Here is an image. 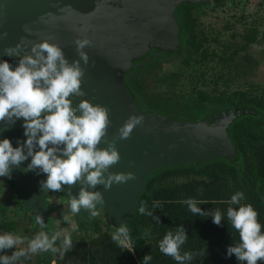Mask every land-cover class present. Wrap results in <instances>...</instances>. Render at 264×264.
<instances>
[{"label":"water","instance_id":"obj_1","mask_svg":"<svg viewBox=\"0 0 264 264\" xmlns=\"http://www.w3.org/2000/svg\"><path fill=\"white\" fill-rule=\"evenodd\" d=\"M206 1L0 0V33L8 34L0 40V61H7L13 70L20 57H9L4 50L15 47L22 38L34 43L47 39L63 50L69 63L80 60L76 39L92 41V46L84 49L89 55V63L85 65L80 60L85 71L81 90L86 95H73L70 99L74 108L82 100H88L94 106L110 110L111 123L99 148L108 147L107 142L117 137L119 128L130 116L144 117L143 125L133 130L130 139L117 141L121 159L109 169L112 173H134L137 179L126 184H114L110 190H105L103 185L94 189L103 194V210L110 221L124 223L131 218L146 177L154 171L188 163L204 164L220 158L228 160L235 154L227 129L247 113L246 109H219L198 120L142 111L123 82L124 74L132 69L134 62L151 50L176 53L179 50V27L173 16L175 9L182 4L196 5ZM50 13L54 17H49ZM25 26L31 28L32 35L24 31ZM85 27L87 31H81ZM26 54H31V44L20 56ZM24 122L23 118L12 125L0 122V141L9 139L13 147L20 146L18 141L26 142ZM30 162L31 158L18 168L13 167L10 179L20 189L18 199L23 205L30 208L35 217L46 219V199L51 192L42 191L40 182L46 181L47 175L40 169L26 171ZM80 187L79 182L74 186L64 185L61 191L54 193L68 201L69 193L78 197ZM80 214L88 215L90 212L81 209Z\"/></svg>","mask_w":264,"mask_h":264},{"label":"clouds","instance_id":"obj_2","mask_svg":"<svg viewBox=\"0 0 264 264\" xmlns=\"http://www.w3.org/2000/svg\"><path fill=\"white\" fill-rule=\"evenodd\" d=\"M48 15L54 17L51 13ZM41 21L45 22L44 17H41ZM24 31L33 34L29 26H25ZM81 31L86 32L87 28ZM7 35L0 33V40ZM29 44L31 54L20 56ZM75 45L80 60L87 65L89 55L84 49L91 47L92 41L88 38L76 39ZM4 52L9 57L17 56L20 59L14 70L7 61H0V122L12 125L23 118L27 140L18 141L19 147H13L9 139L0 141V177L10 179L12 168H18L31 158L26 171L40 169L47 175V180L40 182L42 191H61L64 185L74 186L79 182L81 187L78 197L69 193V213L79 214L84 209L90 212V217H97V205L105 202L103 194L94 190L97 186L103 185L105 190H110L114 184H126L137 179L134 173H112L109 169L121 159L117 141L130 139L133 130L143 125L144 117L130 116L119 128L117 137L107 142V148L101 149L98 145L104 142L111 123L110 110L100 105L94 106L88 100H82L74 108L70 99L73 95H86L81 90L85 71L80 60L69 63L63 50L47 39L42 43H34L22 38L19 44ZM244 199V193L238 191L230 200L222 202L229 205L226 211L228 225L238 233V240L233 239L227 254L229 257L235 255L240 264H258L264 261V226L259 223L258 212L252 204L241 203ZM180 203L186 204L194 215L206 214L198 207L202 201L189 198ZM154 206H159L158 202H154ZM138 212L152 215L145 205H141ZM207 214L216 225H221L224 214L219 208ZM63 220L75 227L69 214H64ZM35 222L41 230L31 239L11 232L0 235V253H6L27 241L26 248L13 251L11 255H0V264H17L21 258L42 252L63 255L72 249L69 232L54 231L49 235L43 230L46 226L42 217L37 216ZM111 238L118 247L127 248L130 239L128 227L122 225L116 228ZM187 239L183 225L175 230L170 229L159 241V251L173 258L177 264H186L194 258L191 252H181ZM58 240H61L60 247L56 246ZM150 260L151 256L146 255L142 264H148Z\"/></svg>","mask_w":264,"mask_h":264},{"label":"trees","instance_id":"obj_3","mask_svg":"<svg viewBox=\"0 0 264 264\" xmlns=\"http://www.w3.org/2000/svg\"><path fill=\"white\" fill-rule=\"evenodd\" d=\"M237 1L242 2V0ZM262 2L264 3V0ZM182 7L191 8L186 4ZM184 15L183 21L178 22L180 48L174 54L182 51L183 35L186 36L184 42L188 43V54L196 52L199 48V45L196 46L192 32V20L186 13ZM243 39L241 47L254 40L253 35H244ZM202 52L200 54L205 57V51ZM164 54L171 55L167 52ZM184 62L187 63L186 60ZM125 86L139 109L146 111L140 108L131 93V88L127 84ZM228 107L247 110V113L242 114L227 129L229 138L235 146L233 157L228 160L220 158L204 164L188 163L154 171L146 177L131 218L124 223L110 221V231H102L96 223H93L96 236L87 244L83 243L76 254L71 250L65 252V264H142L146 255L151 256L148 264H177L173 258L159 251L158 243L167 231L175 230L181 225L188 236L181 252H191L194 257L186 264H240L235 255L229 257L227 254L233 239L238 240V233L228 225L226 211L229 205L222 202L230 200L238 191L243 192L245 199L241 203L252 204L258 212L259 223L264 226V97L239 92L235 101L219 109ZM210 112L202 114L195 120ZM178 178L185 180L177 183L175 180ZM11 184L13 185L12 182ZM19 192L15 196L16 202L22 205L23 214H30L32 224L36 225L33 211L18 199ZM58 195L66 201L62 195ZM48 198L46 199L48 216L43 219L46 226L43 230L51 235L54 231L53 219L50 217L53 208L48 203ZM189 198L202 201L203 203L198 204V207H201L206 214L194 215L186 204L180 203ZM154 202H158L159 206H154ZM141 205H145L152 215H141L138 212ZM99 206L103 207V205ZM233 207L238 208V206ZM216 208L224 214L221 225H216L207 214ZM79 215L86 219L90 218V214L79 213ZM105 216L107 217L106 214ZM122 225H126L129 229L132 252L118 247L111 238L112 232ZM145 232L148 234L145 235ZM13 251L11 249L0 255H11ZM55 258L52 252H42L38 253L37 261L41 264H50L56 260ZM258 264H264V261Z\"/></svg>","mask_w":264,"mask_h":264},{"label":"rangeland","instance_id":"obj_4","mask_svg":"<svg viewBox=\"0 0 264 264\" xmlns=\"http://www.w3.org/2000/svg\"><path fill=\"white\" fill-rule=\"evenodd\" d=\"M192 20V32L198 50L188 54L184 42L179 54L166 55L151 51L133 65L124 82L131 88L140 108L176 118L195 120L204 113L226 107L237 99L239 92L264 97V3L262 0H225L220 6L198 5L176 10V19L183 21L184 14ZM244 35L254 40L245 47ZM205 51V57L200 52ZM202 52V53H203ZM187 61V63L184 62ZM125 84V85H126ZM178 178L175 182H183ZM19 189L8 177H0V235L15 233L31 239L40 231L33 225L30 214H23L22 205L15 200ZM48 203L53 208V230L69 232L73 254L81 245L96 236L93 223L102 231H110V220L102 206L97 207V217L83 218L70 214L68 204L58 194L51 192ZM69 214L75 227L63 220ZM11 231H10V230ZM53 231V232H54ZM53 234V233H52ZM62 239V237H61ZM61 240L56 246L60 247ZM27 241L13 250L26 248ZM9 251V250H8ZM50 264H65L64 254H53ZM37 254L21 258L17 264H41Z\"/></svg>","mask_w":264,"mask_h":264},{"label":"flooded vegetation","instance_id":"obj_5","mask_svg":"<svg viewBox=\"0 0 264 264\" xmlns=\"http://www.w3.org/2000/svg\"><path fill=\"white\" fill-rule=\"evenodd\" d=\"M224 1H225V0H219V1H215V0H207L205 3H202V4H196V5H190V6H191V8H194V7L198 6V5L207 6V5L209 4V2H211L212 7H216V6H220ZM183 5H185V4H182V5L178 6V7L175 9L174 14H173V16H174V18H175L177 24H178V20L176 19V10H177L178 8L182 7ZM178 27H179V25H178ZM179 48H180V39H179ZM151 51H154V50H151ZM151 51H150V52H151ZM157 52H160V51H157ZM162 53H164V52H162ZM171 54H172V53H171ZM143 58H144V57H143ZM141 59H142V58H141ZM138 60H140V59H138ZM138 60H136V61L138 62ZM136 61L134 62V64L136 63ZM134 64H133V65H134ZM132 68H133V66H132ZM128 72H129V71H128ZM128 72H126V73H128ZM126 73H125V74H126ZM125 74H124V75H125ZM124 77H125V76H123V82H124ZM124 84H125V82H124Z\"/></svg>","mask_w":264,"mask_h":264},{"label":"built area","instance_id":"obj_6","mask_svg":"<svg viewBox=\"0 0 264 264\" xmlns=\"http://www.w3.org/2000/svg\"><path fill=\"white\" fill-rule=\"evenodd\" d=\"M127 251H129V252H132V248H131V245H130V243L128 242V247L127 248H125Z\"/></svg>","mask_w":264,"mask_h":264}]
</instances>
